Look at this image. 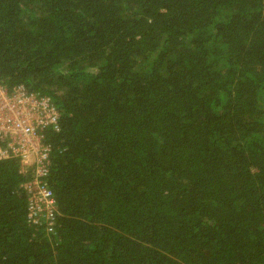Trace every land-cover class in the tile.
<instances>
[{
    "label": "trees",
    "instance_id": "1",
    "mask_svg": "<svg viewBox=\"0 0 264 264\" xmlns=\"http://www.w3.org/2000/svg\"><path fill=\"white\" fill-rule=\"evenodd\" d=\"M0 82L59 111L53 226L0 161V264H264V0H0Z\"/></svg>",
    "mask_w": 264,
    "mask_h": 264
},
{
    "label": "built area",
    "instance_id": "2",
    "mask_svg": "<svg viewBox=\"0 0 264 264\" xmlns=\"http://www.w3.org/2000/svg\"><path fill=\"white\" fill-rule=\"evenodd\" d=\"M59 111L51 98L23 84L7 87L0 82V161L14 160L27 180L21 184L26 195V218L30 223L54 225L55 202L46 177L51 148L43 131L55 127Z\"/></svg>",
    "mask_w": 264,
    "mask_h": 264
}]
</instances>
